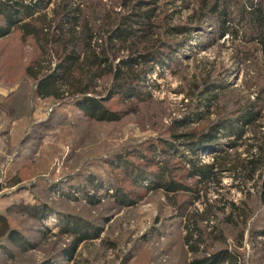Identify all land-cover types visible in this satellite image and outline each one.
Instances as JSON below:
<instances>
[{"label": "rangeland", "instance_id": "rangeland-1", "mask_svg": "<svg viewBox=\"0 0 264 264\" xmlns=\"http://www.w3.org/2000/svg\"><path fill=\"white\" fill-rule=\"evenodd\" d=\"M42 1L36 14L50 17L62 3ZM251 1L236 0L222 35L216 15L198 20L199 0H144L143 10L156 12L164 54L137 86V112L116 122L87 118L72 98L40 97L26 71L36 69L37 44L17 28L0 37V213L34 245L24 251L3 242L11 254L0 246V264H194L214 254L232 257L221 264H264V64L240 21ZM70 3L94 27L96 51L116 13L130 11L118 0ZM119 54L127 59L128 51ZM40 67L43 77L53 64ZM109 87L105 78L96 95L106 97ZM109 105L126 106L118 95ZM251 105L261 115L246 124L241 115ZM218 155L226 167L201 177L198 166ZM166 180L187 190L167 191L159 184ZM72 218L100 233L68 259L74 236L60 230Z\"/></svg>", "mask_w": 264, "mask_h": 264}, {"label": "trees", "instance_id": "trees-1", "mask_svg": "<svg viewBox=\"0 0 264 264\" xmlns=\"http://www.w3.org/2000/svg\"><path fill=\"white\" fill-rule=\"evenodd\" d=\"M118 2L120 6L130 11L128 14L116 13L113 17V28L100 51L91 47L94 27L86 21H81L80 9L73 7L70 0H62V3L53 9L51 17L46 13L36 14L47 5V2L42 0L29 2L0 0V16L5 23L0 25V37L9 35L14 28H17L24 38L30 37L35 41L40 58L35 62V70L29 66L26 71L36 81V92L40 97L72 98L87 118L98 122H116L129 113L137 112L138 102H142L137 86L146 79L152 69V63L159 61L164 54L159 49L164 47L161 45L164 41L156 37L158 23L155 10L151 8L143 10L144 0H118ZM235 3L236 0H199L198 20H204L212 14L216 15L220 20V34L224 35L230 30V21L233 20L231 9ZM240 19V21L246 19L251 31L244 37L248 42L257 44L261 54L260 62L264 64V0H252L249 9L240 13ZM124 49L128 51L127 59L119 54ZM239 52L246 58L250 53L245 50ZM118 57L121 59L116 63ZM51 58H55L56 62ZM43 62H48L49 66L52 63L53 67L50 69L52 72L40 77V66ZM105 78H108L110 83L109 93L106 97H101L100 94L96 95V91L99 82ZM208 90L212 92L214 88L209 87ZM133 94L136 95V100H131L135 97ZM116 95L126 104L122 109H114L109 105ZM260 115L261 110H256V106L251 105L243 108L241 118L246 124H254ZM219 126L224 128L228 125L221 121ZM219 126H214L205 139H212L213 131H217ZM188 135H191L193 143L194 133ZM262 148L264 149V145ZM216 157L214 163L198 166L197 170L201 173V177L210 178L214 175L216 167H226L228 160L221 155ZM133 169L130 174H133ZM136 176H139V173H136ZM159 182L161 187L170 192H175L177 189L187 190L186 187L172 180ZM120 192L121 190H117L116 196ZM118 199L122 203H133L123 196H118ZM35 210L33 214L41 217V209ZM72 219L74 221L72 225L66 221L64 223H67V227L63 226L60 230L61 233L74 236L65 248L68 259L73 257L80 244L91 237V233H100L98 228L84 225L80 219ZM193 236L191 231L186 236V241L190 243ZM7 241L16 244L24 251L34 248L25 236L11 228L8 218L0 213V246L11 254L10 249L3 243ZM196 251L191 245V252ZM231 259L230 255L214 254L198 258L194 264H221L220 261ZM46 264L54 263L49 261Z\"/></svg>", "mask_w": 264, "mask_h": 264}]
</instances>
